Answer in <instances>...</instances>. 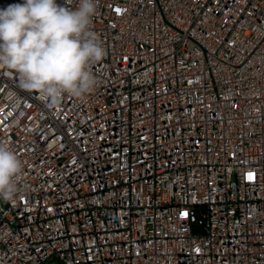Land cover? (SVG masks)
Returning <instances> with one entry per match:
<instances>
[{"label": "built area", "instance_id": "obj_1", "mask_svg": "<svg viewBox=\"0 0 264 264\" xmlns=\"http://www.w3.org/2000/svg\"><path fill=\"white\" fill-rule=\"evenodd\" d=\"M90 27L83 97L0 69V264H264V0H97Z\"/></svg>", "mask_w": 264, "mask_h": 264}, {"label": "clouds", "instance_id": "obj_2", "mask_svg": "<svg viewBox=\"0 0 264 264\" xmlns=\"http://www.w3.org/2000/svg\"><path fill=\"white\" fill-rule=\"evenodd\" d=\"M97 0L68 8L57 0H23L0 8V69L17 77L22 90L37 91L50 107L65 94L83 97L97 84L90 70L105 56L90 27ZM23 161L0 144V199L12 200Z\"/></svg>", "mask_w": 264, "mask_h": 264}, {"label": "water", "instance_id": "obj_3", "mask_svg": "<svg viewBox=\"0 0 264 264\" xmlns=\"http://www.w3.org/2000/svg\"><path fill=\"white\" fill-rule=\"evenodd\" d=\"M18 3V0H0V8H6L10 4Z\"/></svg>", "mask_w": 264, "mask_h": 264}]
</instances>
